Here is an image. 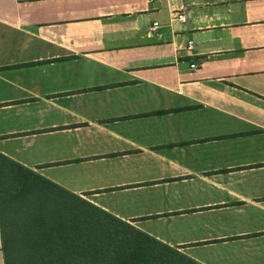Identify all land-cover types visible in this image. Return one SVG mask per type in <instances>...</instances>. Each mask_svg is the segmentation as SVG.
Masks as SVG:
<instances>
[{"label":"crops","instance_id":"obj_1","mask_svg":"<svg viewBox=\"0 0 264 264\" xmlns=\"http://www.w3.org/2000/svg\"><path fill=\"white\" fill-rule=\"evenodd\" d=\"M0 154L200 264H264V0H0Z\"/></svg>","mask_w":264,"mask_h":264},{"label":"trees","instance_id":"obj_2","mask_svg":"<svg viewBox=\"0 0 264 264\" xmlns=\"http://www.w3.org/2000/svg\"><path fill=\"white\" fill-rule=\"evenodd\" d=\"M5 264H200L0 154Z\"/></svg>","mask_w":264,"mask_h":264},{"label":"built area","instance_id":"obj_3","mask_svg":"<svg viewBox=\"0 0 264 264\" xmlns=\"http://www.w3.org/2000/svg\"><path fill=\"white\" fill-rule=\"evenodd\" d=\"M176 19L179 20L180 22H185L186 21V16L183 13H177ZM155 25L157 26V24H155ZM188 47L190 49L193 48V44H192L191 41L189 42V46ZM191 68L192 69H196L197 68V65L194 63V64L191 65Z\"/></svg>","mask_w":264,"mask_h":264},{"label":"rangeland","instance_id":"obj_4","mask_svg":"<svg viewBox=\"0 0 264 264\" xmlns=\"http://www.w3.org/2000/svg\"><path fill=\"white\" fill-rule=\"evenodd\" d=\"M85 199V198H84ZM87 200V199H86Z\"/></svg>","mask_w":264,"mask_h":264}]
</instances>
